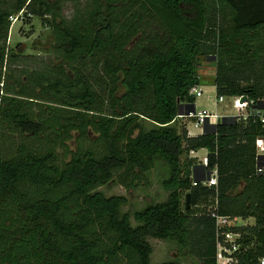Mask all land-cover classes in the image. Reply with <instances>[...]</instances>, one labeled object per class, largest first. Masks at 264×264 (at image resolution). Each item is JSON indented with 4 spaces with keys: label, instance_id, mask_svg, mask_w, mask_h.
<instances>
[{
    "label": "trees",
    "instance_id": "obj_1",
    "mask_svg": "<svg viewBox=\"0 0 264 264\" xmlns=\"http://www.w3.org/2000/svg\"><path fill=\"white\" fill-rule=\"evenodd\" d=\"M57 2L0 5V264H151L147 236L173 239L199 264H215L211 210L254 218L233 227L246 247L240 263L254 264L264 256V172L255 171V139L264 135L258 115L264 109V0L107 2L70 23L54 16ZM19 11L48 20L53 46L74 60L82 57L77 65L53 76L40 73L37 88L12 75L15 53L2 38ZM143 14L159 23L157 38L144 40ZM109 48L123 52L116 67L105 61L121 72L127 88L121 99L131 102L149 90L144 112L119 100L111 111L95 105L81 61ZM209 56L216 96L245 94L253 112L191 136L178 115L193 108L196 59ZM145 116L148 128L140 122ZM200 147L208 149L205 165L216 169V186L192 184L195 157L188 154ZM155 158L168 166L162 180L167 197L135 209L132 224L122 211L126 196L97 187L113 178L131 186Z\"/></svg>",
    "mask_w": 264,
    "mask_h": 264
},
{
    "label": "rangeland",
    "instance_id": "obj_2",
    "mask_svg": "<svg viewBox=\"0 0 264 264\" xmlns=\"http://www.w3.org/2000/svg\"><path fill=\"white\" fill-rule=\"evenodd\" d=\"M13 2L14 0H0V5L10 6ZM107 2H117V4L121 6L126 0H58L56 4L52 3V8L54 16L56 14L59 19L61 18L67 23H70L74 22V20H78L79 22L99 3L105 4ZM130 8L136 10L138 5H133V7L131 6ZM27 16L22 15V12L19 11L17 18L10 20V25L2 39H5L6 48L15 53V59L9 66L10 73L22 81H30V85L33 88H37L35 76L40 73L53 76L60 67L67 70L69 66H76L77 59L80 57L74 60L72 55H66L61 48L53 46V26L48 20L45 21L36 15ZM47 16L48 18H52L51 15ZM141 22L144 40L149 41L153 37L157 38V35L160 33L157 20L149 15L143 14ZM126 40L125 37L124 43ZM133 48L136 53L143 52L140 51L141 48ZM126 50L129 49H122V51ZM98 53L97 55L85 56V59L81 61L83 76L95 94V105L105 111H111L113 106L117 104L116 100H119L117 105L128 104L143 112L147 110L150 100L149 90L133 95L131 102L128 98L121 99L127 90L126 86L123 84L121 72L111 71L105 64L106 61L110 66L116 67V64L121 60L119 57L123 52L121 53L120 50L109 48L104 51H99ZM197 62L198 60L196 59L200 77L199 86H202L207 91L197 97L196 108L201 107V105L212 106L211 100L216 98L213 84L215 73L213 59L212 57H201L200 62ZM9 82L12 83V76L9 77ZM208 98L212 99L209 100ZM217 109H222L223 111L228 109L233 111L231 107V98L225 96L224 101L217 104ZM181 118H184V122L185 120L189 121L186 119L188 117L185 115ZM140 122L145 128L152 125L151 121L146 116L142 117ZM95 136L96 133H89L91 139H94ZM94 145L98 147L97 142H95ZM70 146L72 148L75 147L73 138L72 141H70ZM203 153L204 149L199 151L200 155H203ZM167 176L168 166L161 159L155 158L154 165L149 170L138 174L134 179L133 185L126 186L118 182V179L113 178L106 184L98 186L97 189L101 190L106 195H125L127 202L122 206V211L127 212L130 215L132 224H135L136 221L132 217V212L135 209L166 199L168 190L163 188L162 180ZM129 178L130 176L126 177V181H128ZM247 221L249 222V220ZM147 240L152 245V252L150 253L151 264H160L168 260H175L180 264H199L200 262L197 256L187 251V248L180 249L173 239L147 236Z\"/></svg>",
    "mask_w": 264,
    "mask_h": 264
},
{
    "label": "built area",
    "instance_id": "obj_3",
    "mask_svg": "<svg viewBox=\"0 0 264 264\" xmlns=\"http://www.w3.org/2000/svg\"><path fill=\"white\" fill-rule=\"evenodd\" d=\"M17 18V14L11 15L10 20ZM191 92L195 95H201L203 89L201 86H194ZM244 94L230 95L231 98V110H224V113H233L236 119H245L249 114L253 112V108H250L248 99L242 100ZM225 95H218L215 98V102L224 101ZM261 105L258 107V109ZM255 109V110H258ZM261 110L259 115L260 121L264 124V109ZM186 116L192 120L195 126H202L206 120L217 119L220 113L217 111L209 110L208 108L193 109L185 114H179ZM256 147V164L255 171L257 173L264 172V135H258L255 139ZM201 183L208 186L217 185V172L215 168L210 169L208 175L202 179L194 178L192 184L196 185ZM217 200L214 201V206ZM210 215L215 219L216 233H215V264H241L240 255L246 249L242 246L243 234L239 229H233V227L251 225L253 223L248 222L241 216H228L217 213L215 210L210 211ZM254 264H264V256H259Z\"/></svg>",
    "mask_w": 264,
    "mask_h": 264
},
{
    "label": "crops",
    "instance_id": "obj_4",
    "mask_svg": "<svg viewBox=\"0 0 264 264\" xmlns=\"http://www.w3.org/2000/svg\"><path fill=\"white\" fill-rule=\"evenodd\" d=\"M210 57V56H209ZM200 62V61H199ZM201 67V65H200ZM200 85V82L199 84L196 85V87H198ZM201 88L203 89V92L202 94L207 91L205 88H203L201 86ZM214 90H215V86H214ZM194 94V93H193ZM201 94V95H202ZM201 95H195V100L193 102V107L195 109H201V108H208L209 110H213V111H217L218 113H220V116L217 118V119H211V120H206L204 122V124L202 126H195L193 123H192V120H190L189 118H186L187 120L189 121H186L185 120V128L187 130V133L188 135H197V134H200L204 131V129L207 127V126H210L211 124H215L219 121H224L225 119H228V118H235L234 114L231 113V114H226L224 113V111L222 109L218 110L217 109V104L218 102H215V98L214 100L212 98H208L209 100H211L212 102V106L210 105H201V107L199 108H196L197 106V97L201 96ZM215 97H216V93H215ZM178 117H180L179 119L181 121H183L184 118H181L182 116L181 115H178ZM188 122V123H187ZM204 149V153L203 155H200L199 154V151ZM207 152H208V149L206 147H200L198 149H192L189 151V156L191 157H195V162H194V165H192V168H191V175L194 177V178H197V179H202L204 177H206L210 171V168H208L206 165H205V161H206V155H207ZM212 169V168H211ZM245 220H249L250 223H253L254 222V218L252 216H249V217H243Z\"/></svg>",
    "mask_w": 264,
    "mask_h": 264
},
{
    "label": "water",
    "instance_id": "obj_5",
    "mask_svg": "<svg viewBox=\"0 0 264 264\" xmlns=\"http://www.w3.org/2000/svg\"><path fill=\"white\" fill-rule=\"evenodd\" d=\"M242 100H246L247 99V96L244 94L241 98ZM194 109V107L192 108V110ZM183 112L180 110L179 111V114H182ZM186 203H187V206L189 205V193H186Z\"/></svg>",
    "mask_w": 264,
    "mask_h": 264
}]
</instances>
